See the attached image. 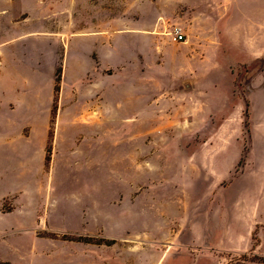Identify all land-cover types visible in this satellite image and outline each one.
Listing matches in <instances>:
<instances>
[{"label":"rangeland","instance_id":"rangeland-1","mask_svg":"<svg viewBox=\"0 0 264 264\" xmlns=\"http://www.w3.org/2000/svg\"><path fill=\"white\" fill-rule=\"evenodd\" d=\"M223 3L0 0V264H264V60Z\"/></svg>","mask_w":264,"mask_h":264},{"label":"crops","instance_id":"crops-1","mask_svg":"<svg viewBox=\"0 0 264 264\" xmlns=\"http://www.w3.org/2000/svg\"><path fill=\"white\" fill-rule=\"evenodd\" d=\"M222 9L223 15L226 18L228 17V19L232 23L230 34L232 39L236 40L235 44H237L238 47H242L243 45H245L243 37L246 35L249 37L252 36L254 52L259 53L258 57L264 60V0H224ZM88 42L93 44L94 48L83 47V45ZM97 42H100V39L94 34L74 35L71 38L72 45L70 47L72 49H75V54H78V56H90L89 54L95 52V45H97ZM65 57L68 58V53ZM73 65L75 66V68H77L78 71L85 69V66L83 65L80 57L75 58ZM64 85L65 83L61 82L62 87L60 98L63 96L62 93L64 92ZM29 95L31 97L32 93L30 92ZM24 99L26 103V97ZM121 219L122 218H117V224L118 222H122ZM133 220V212L130 211L129 215L128 213L126 214V222L127 224L129 222L130 225H132ZM78 245V253H74V256L72 258V264H90L89 262L82 263L80 250L83 246H81V244ZM76 254L77 258H75ZM75 260L77 262H75Z\"/></svg>","mask_w":264,"mask_h":264},{"label":"built area","instance_id":"built-area-1","mask_svg":"<svg viewBox=\"0 0 264 264\" xmlns=\"http://www.w3.org/2000/svg\"><path fill=\"white\" fill-rule=\"evenodd\" d=\"M170 35L172 36V39L176 42L186 41V35L181 27H174L171 30Z\"/></svg>","mask_w":264,"mask_h":264},{"label":"trees","instance_id":"trees-1","mask_svg":"<svg viewBox=\"0 0 264 264\" xmlns=\"http://www.w3.org/2000/svg\"><path fill=\"white\" fill-rule=\"evenodd\" d=\"M253 257H255V256H253ZM256 261H258L260 263H264V258H255V260L253 262H256Z\"/></svg>","mask_w":264,"mask_h":264}]
</instances>
